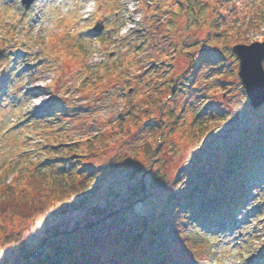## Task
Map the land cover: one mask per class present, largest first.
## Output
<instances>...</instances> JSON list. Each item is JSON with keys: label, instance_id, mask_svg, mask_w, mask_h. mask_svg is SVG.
Here are the masks:
<instances>
[{"label": "rangeland", "instance_id": "obj_1", "mask_svg": "<svg viewBox=\"0 0 264 264\" xmlns=\"http://www.w3.org/2000/svg\"><path fill=\"white\" fill-rule=\"evenodd\" d=\"M158 1L163 11H154L153 0H35L29 8L20 0H0V137L9 159L27 160L28 166L37 161L47 175L48 167L64 164L50 158L65 152L54 144V133L75 145L101 129L110 133L127 100L141 106L158 88L168 95L176 81L174 112L181 113L183 130L188 131L193 112L202 121L214 120L202 138L204 162L222 158L236 140L243 147L254 142L249 150L260 151L264 159V106L257 109L263 117L255 127L257 118L238 77L239 58L232 51L235 32L247 42L264 37V0ZM86 13L89 18L83 17ZM98 22L103 24L99 31L94 29ZM136 130L107 154L117 159L150 135L144 126ZM180 130L166 134L160 153L170 178L193 150ZM194 169L192 177L201 170ZM152 174L146 171L145 180L154 184ZM13 177L11 171L7 178ZM116 181L123 189L131 184ZM161 188L158 180L152 187L156 193ZM228 207L232 214L225 222ZM198 213L204 237L227 236L221 251L225 264H264V180L239 218L216 189L199 197ZM93 216L80 210L53 217L51 223L62 222L66 230L40 248L51 223L18 217L8 222V231L23 236L28 252L37 249L39 257H30L31 264H105L129 227L117 217L92 226L88 220ZM12 241L2 244L0 239V264H26V253Z\"/></svg>", "mask_w": 264, "mask_h": 264}, {"label": "trees", "instance_id": "obj_2", "mask_svg": "<svg viewBox=\"0 0 264 264\" xmlns=\"http://www.w3.org/2000/svg\"><path fill=\"white\" fill-rule=\"evenodd\" d=\"M153 5L154 10L161 7L158 0H153ZM161 9L163 11L165 7ZM147 13L150 11L147 10ZM233 34L234 42H247L237 38L236 32ZM69 48V51H74L73 47ZM134 102H125L121 117L109 125L112 129L110 133L101 129L79 145L68 142L62 133H54V144L61 146L65 152L56 155L53 152L56 150L50 149L53 152L50 158L64 164L48 167L47 175L37 161L32 160L28 166L27 160L9 159V152L3 149L0 137V227L5 235H1L0 239L2 244L13 243L12 240L18 242L21 252L26 253V264H31L28 261L30 257L38 258L39 252L37 249L28 252L23 247V236L19 233L21 237H14V233L8 231V222L20 217L51 223L57 215L80 210L95 214L88 220L92 226L97 221L109 223L112 217H117L129 227L127 232L121 233L117 247L105 264H225L221 251L227 236L211 240L203 236L199 225L198 199L216 189L221 201L232 206V212L239 218L255 188L264 180V159L259 157L260 151L249 150L255 146L254 142L243 147L236 140L235 147H228L222 158L216 162H204L202 157L206 155V149L202 138L211 129L214 120L202 121L199 112H193L189 129L184 131L186 123L180 121L181 113L174 112L173 93L164 95L162 88L156 89L141 106ZM157 110H160L158 116L154 113ZM261 114L259 111L252 112L253 119L257 118L255 127L261 124ZM1 125L4 126L0 122ZM143 126L150 131L144 142L121 153L117 159L113 154H107L106 150L109 151L114 143L122 144ZM176 129H181L193 150L184 159L182 169L170 178L162 170L160 153L166 134ZM89 158L100 160V163L87 164L85 161ZM147 163L150 164L146 168ZM126 166L129 171L123 173ZM194 168L201 170L192 177ZM150 169L162 187L157 193L152 189L157 180L154 184L145 180V172ZM11 171L14 177L10 180L7 176ZM116 180L120 183L126 180L131 184L123 189ZM146 189L149 195L141 200ZM230 212L228 207L223 217L226 219L232 214ZM62 224L51 223L38 248L48 241L53 243V235L66 230L61 227Z\"/></svg>", "mask_w": 264, "mask_h": 264}, {"label": "water", "instance_id": "obj_3", "mask_svg": "<svg viewBox=\"0 0 264 264\" xmlns=\"http://www.w3.org/2000/svg\"><path fill=\"white\" fill-rule=\"evenodd\" d=\"M26 7H29L33 0H23ZM98 30L102 29L101 24L95 25ZM233 51L240 58L238 76L245 90L250 97V103L258 108L264 103V40H255L251 43H236ZM180 76L177 77V80ZM177 81L172 86L176 89Z\"/></svg>", "mask_w": 264, "mask_h": 264}, {"label": "bare ground", "instance_id": "obj_4", "mask_svg": "<svg viewBox=\"0 0 264 264\" xmlns=\"http://www.w3.org/2000/svg\"><path fill=\"white\" fill-rule=\"evenodd\" d=\"M91 8H89V10H90ZM87 14H85V16H86Z\"/></svg>", "mask_w": 264, "mask_h": 264}]
</instances>
